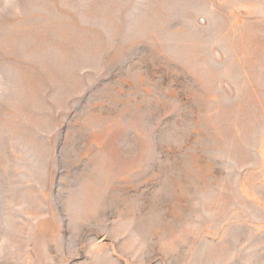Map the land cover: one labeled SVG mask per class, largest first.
Segmentation results:
<instances>
[{"label":"rangeland","instance_id":"obj_1","mask_svg":"<svg viewBox=\"0 0 264 264\" xmlns=\"http://www.w3.org/2000/svg\"><path fill=\"white\" fill-rule=\"evenodd\" d=\"M0 264H264V0H0Z\"/></svg>","mask_w":264,"mask_h":264}]
</instances>
